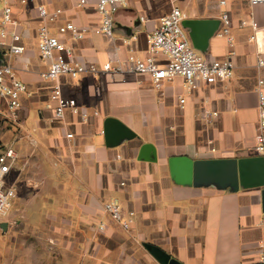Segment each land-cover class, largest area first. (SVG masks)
Listing matches in <instances>:
<instances>
[{"label": "crops", "instance_id": "obj_1", "mask_svg": "<svg viewBox=\"0 0 264 264\" xmlns=\"http://www.w3.org/2000/svg\"><path fill=\"white\" fill-rule=\"evenodd\" d=\"M219 1L127 0L114 15L111 38L90 33L70 41L76 59L96 68L57 80L62 95L87 114L81 121L68 109L61 118L54 115V82L41 76L48 65L38 54L37 31L44 21L37 7L62 11L45 21L57 35V27L66 22L97 26L93 3L78 7L77 0H0V14L4 5L12 8L18 24L8 28L20 34L25 47L16 56L5 55L0 47V63L13 66L29 90L20 95L16 122L8 119L0 97V153L11 147L16 154L4 181L14 188L13 203L17 198L21 203L9 214L15 223L1 230L8 240L0 246V264H168L170 259L178 264H264V155L255 148L264 4L225 0L222 7ZM174 6L185 20L216 21L201 46L183 26L203 57L231 58L232 77L210 85L198 82L189 91L179 75L157 89L147 77L102 71L108 61L146 57L148 33ZM222 9L231 18L232 45L219 35ZM252 20L260 29L257 41L249 38ZM107 118L121 125L105 135ZM143 143L155 147L156 159H137ZM37 155L50 163L38 182L43 189L38 197L24 196L27 188L39 185L33 186ZM182 155L249 162L243 183L230 191L174 181L168 159ZM109 201L120 205L124 218L133 212L129 228L104 211ZM6 221L0 217V223Z\"/></svg>", "mask_w": 264, "mask_h": 264}, {"label": "built area", "instance_id": "obj_2", "mask_svg": "<svg viewBox=\"0 0 264 264\" xmlns=\"http://www.w3.org/2000/svg\"><path fill=\"white\" fill-rule=\"evenodd\" d=\"M250 5L264 4V0H247ZM93 3L99 16L97 26H78L72 22H66L57 27V35H53L45 21H53L60 14V9L48 12L43 6H38V16L44 21L38 28V54L41 60L47 63V69L41 73L42 78L53 81L50 90V100L55 103L54 115L61 118L66 109L77 114L81 121L86 120L87 114L80 112L76 101L62 95L61 88L57 82L58 77L67 75L76 78L86 70L96 71L93 66L86 67L78 61L74 55L70 41H78L90 33L102 34L108 38L113 36V18L115 13L126 6L127 0H77L78 7H85ZM218 4L226 5L225 0ZM221 29L219 35L226 38L229 45H232L233 37L230 33L231 18L228 10L222 9L219 14ZM185 15L176 6L172 7L169 13L165 14L158 21L155 28L147 35V56L138 58L133 55L127 56L124 60L110 61L102 65V71H127L138 76L147 77L155 88H159L162 81L179 75L183 79L184 87L191 91L198 82L214 84L224 82L233 75L234 63L230 57L215 58L209 60L199 54L191 44L190 37L183 26ZM17 20L13 16L12 8L4 5L0 14V47L4 48L7 56L21 55L25 51L21 36L14 29ZM244 22H241L243 25ZM252 33L250 40L257 41L260 31L256 21L250 23ZM257 66L261 71L257 81L258 94V121L255 133V148L257 152L264 155V58L259 57ZM29 90L25 83L18 79L16 71L10 64L0 66V97L4 98L7 106V117L16 122L18 120L17 109L20 105V95L28 94ZM183 102V98H180ZM207 115H216V112H206ZM68 138L71 133H66ZM16 158L15 151L6 147L0 153V216H5L15 198L14 188L6 186L4 177L10 171ZM104 211L112 219L119 222L127 229L133 220V212L128 217L122 216L120 205L117 202L109 201L103 204ZM99 230L105 228L103 223L98 226Z\"/></svg>", "mask_w": 264, "mask_h": 264}, {"label": "water", "instance_id": "obj_3", "mask_svg": "<svg viewBox=\"0 0 264 264\" xmlns=\"http://www.w3.org/2000/svg\"><path fill=\"white\" fill-rule=\"evenodd\" d=\"M183 25L192 30V35L196 46H201L204 41L213 33L216 21L188 19L183 21ZM1 60V57H0ZM4 64L0 63V66ZM121 124L112 118H107L104 122L106 135L108 130L114 129ZM138 160L156 159V150L151 143H143L138 150ZM247 160L236 158H215V159H191L187 156H173L168 159L169 172L172 179L178 183H189L194 186H214L217 189H229L237 191L239 185L243 183V171L247 165ZM262 207L264 209V188L261 190ZM2 229H6L7 223L0 224ZM168 264H178L174 259H170Z\"/></svg>", "mask_w": 264, "mask_h": 264}, {"label": "rangeland", "instance_id": "obj_4", "mask_svg": "<svg viewBox=\"0 0 264 264\" xmlns=\"http://www.w3.org/2000/svg\"><path fill=\"white\" fill-rule=\"evenodd\" d=\"M41 156L42 155H39V156L37 155L36 156V159H35V163H36V166L37 167H35V169H34V172L36 173V179L33 181V186H34V183L35 182H37V183L40 182V179L42 178V176L45 175L47 173V171L49 170V164L50 163H48L47 160L45 161L44 158H42ZM7 180H8V182H12L13 178L11 177V175L7 178ZM42 187H43V185L42 184L41 185L39 184L35 188H32V189L27 188V194L25 193L24 196H28V195L30 196L32 193L33 194L34 193H37V197H38V195L40 194L38 192H42V189H43ZM19 200H18V198L15 199L14 203H12L10 209L8 210V213L5 215V217L7 219L6 223L8 225L14 224L15 221H16V219H17L15 216L14 217H11L9 214L12 215V210L15 209L16 206H18V205L21 204ZM37 214L38 213H36V215ZM0 217H3V216H0ZM20 219L22 220V216L20 217ZM1 230H2V227L0 226V246L2 244H5V242L8 240V238H7L8 237L7 236L8 233L2 234V231Z\"/></svg>", "mask_w": 264, "mask_h": 264}]
</instances>
